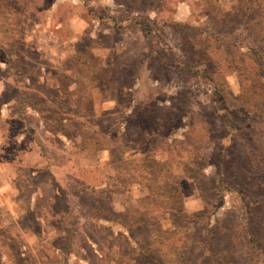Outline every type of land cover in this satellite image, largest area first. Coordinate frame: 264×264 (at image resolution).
Here are the masks:
<instances>
[{
  "label": "rangeland",
  "instance_id": "rangeland-1",
  "mask_svg": "<svg viewBox=\"0 0 264 264\" xmlns=\"http://www.w3.org/2000/svg\"><path fill=\"white\" fill-rule=\"evenodd\" d=\"M122 234L264 264V0H0V264H151Z\"/></svg>",
  "mask_w": 264,
  "mask_h": 264
},
{
  "label": "trees",
  "instance_id": "trees-1",
  "mask_svg": "<svg viewBox=\"0 0 264 264\" xmlns=\"http://www.w3.org/2000/svg\"><path fill=\"white\" fill-rule=\"evenodd\" d=\"M260 51L263 52L262 48L260 49ZM251 53H252V55H253L254 53H257V48L252 49V50H251ZM240 62H241V64H243L242 60H241ZM113 221H115V220H113ZM116 223H117V222H116ZM128 233H129V231H128ZM128 233H127V234H128ZM127 234H126V235H125V234H122V236H123L124 239L126 240V243H127L128 249L130 250L129 252L134 253V255H135L136 258L147 257V259H150L151 264H164V263L161 261V260H162L161 257L159 258V262L154 261V260L152 259V257L148 256L149 253H146L147 250L144 251L143 249H141V248H140V244H139V242H138L136 239H132L131 236H128ZM161 254H163V253H161ZM127 258H128V260H129L130 263H132V262H136V261H137V259H134V258H131V257H127ZM125 262H126V263H124V264H129V262H128L127 260H126ZM178 263L180 264L181 262H178ZM178 263H177V264H178Z\"/></svg>",
  "mask_w": 264,
  "mask_h": 264
}]
</instances>
